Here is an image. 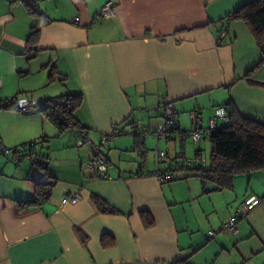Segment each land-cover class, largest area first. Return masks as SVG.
Masks as SVG:
<instances>
[{"label":"crops","instance_id":"obj_1","mask_svg":"<svg viewBox=\"0 0 264 264\" xmlns=\"http://www.w3.org/2000/svg\"><path fill=\"white\" fill-rule=\"evenodd\" d=\"M108 1L113 15L97 19ZM248 1L0 0V104L30 103L0 105V264H264L263 169L221 188L184 167L169 179L155 175L171 168L170 145L180 147L173 155L185 156L183 166L203 158L207 168L201 144L211 152L210 138L194 143L189 133L195 123L207 130L229 101L264 121V65L251 72L262 54L242 19L225 18ZM67 94L82 95L79 125L59 132L42 107ZM167 108L178 125L153 136ZM31 141L26 153L5 152ZM97 152L105 170L89 165ZM50 181L47 201L19 208L37 182ZM73 193L80 199L61 205ZM250 193L259 204L238 219L237 234L224 231ZM93 195L115 213L99 211Z\"/></svg>","mask_w":264,"mask_h":264},{"label":"trees","instance_id":"obj_2","mask_svg":"<svg viewBox=\"0 0 264 264\" xmlns=\"http://www.w3.org/2000/svg\"><path fill=\"white\" fill-rule=\"evenodd\" d=\"M33 12L32 8H29ZM225 18L242 19L253 34L257 46L262 54V59L251 71L264 65V0H250L233 10ZM39 24L35 23L27 38V43L33 47L39 37ZM251 72H247L249 75ZM55 72L49 76L54 77ZM81 94H67L49 100L47 106L42 107L45 115L58 128L59 132L68 126L79 125L74 112L81 104ZM4 106V105H1ZM228 113L229 122L217 126L210 134V164L207 168L194 167L195 175L203 182L212 181L217 188L228 187L232 178L237 173L249 172L254 169L264 170V121L255 117L246 116L237 106L229 101L224 107ZM55 181L48 183L37 182L34 194L27 200L18 203L19 208L38 206L47 201ZM99 211L115 213L103 199L92 196ZM245 199V198H244ZM143 220L151 224L153 218L148 211H143ZM173 264H183L175 262Z\"/></svg>","mask_w":264,"mask_h":264},{"label":"built area","instance_id":"obj_3","mask_svg":"<svg viewBox=\"0 0 264 264\" xmlns=\"http://www.w3.org/2000/svg\"><path fill=\"white\" fill-rule=\"evenodd\" d=\"M113 3L111 1L105 2L97 11L96 13V18L97 19H107L109 18L111 15H113L114 11L112 8ZM74 22H78L79 21V17H75L73 19ZM225 34V30H223L220 33V38L223 37V35ZM13 104L15 108L21 109V110H26L30 107V103L28 102V100L24 97H13V98H9V100H5L3 103H1L0 105H4V106H9L10 104ZM198 115L195 113V119L194 121H197ZM222 119L225 123L229 122V118H228V113L225 110L224 107H217L215 109V112L213 114V116L210 117L209 119V124H208V129L204 130L203 129H199L196 125L197 123L194 124L192 130L190 131V137L192 138L194 143H199L201 139L203 138H210V134H211V130L215 129L218 126V120ZM163 125L159 126L155 131H152V135L153 136H157V137H164V136H168L171 134V129L178 125L177 121L175 120V118L173 117L172 111L170 110V108L166 109V113L163 119ZM137 129L142 127V131L144 133L150 131L148 130L147 127L141 126V125H137L135 126ZM123 131H119V134H122ZM84 141H86V138L84 139ZM78 144H82V141H79ZM36 145L35 141H31L29 144H26L25 146H22L20 148H16V149H9V148H5V152L9 153V152H16V153H26L28 151H30L33 146ZM96 150H98L99 146H95ZM157 159L158 161H163V159H165V152L163 150H158L157 151ZM36 162H40V160H36ZM188 165H194V167H202L205 164V160L203 158H195L194 160H188L187 162ZM89 165L93 168H99L102 170H105V158L99 154V152H97L96 156H94L90 161H89ZM155 175L161 179H169L172 178V169L168 168L166 171H162V170H157L155 172ZM42 176V175H41ZM39 179V178H38ZM40 180H44L43 176L40 177ZM80 199V195L78 193H73V194H69L67 196H64L61 200V205L70 202H76L77 200ZM260 197H258L256 194L250 193L248 194L245 199L243 200V202L240 204V206L237 208L236 213L232 216H230L223 224H222V229L226 232H229L231 234H237L238 229H237V221L239 218L245 217L252 208H254L257 204H259L260 202ZM215 235V231L214 230H208V235L207 237L210 238L212 236Z\"/></svg>","mask_w":264,"mask_h":264},{"label":"rangeland","instance_id":"obj_4","mask_svg":"<svg viewBox=\"0 0 264 264\" xmlns=\"http://www.w3.org/2000/svg\"><path fill=\"white\" fill-rule=\"evenodd\" d=\"M188 143L195 146V144L191 141V139L188 140ZM188 143L186 144V146L189 147L190 144H188ZM201 146H202L203 156L205 159L208 160V156L210 154V147H208L209 146L208 143H204V142H202ZM190 147H191V145H190ZM179 148L180 147L178 145L176 146L175 149L173 148V145H170L168 150L165 148L167 150V151L165 150V152H167L169 157H170L169 158L170 160H168V162L171 164V168L173 169V175H175L176 173H180L182 171L186 172L185 170H181L182 167L187 168V169H193L194 168V165L183 166V163H184L183 159L185 156H183L182 154H179L176 157L173 155V153H175L174 150L179 152V150H180ZM151 152H152V154L154 153V156L152 155V161H155V159H156L155 151H151ZM186 156L189 158H193L190 155H186Z\"/></svg>","mask_w":264,"mask_h":264}]
</instances>
